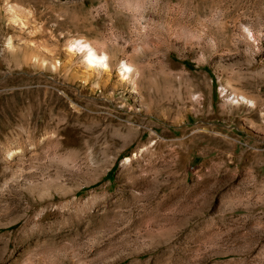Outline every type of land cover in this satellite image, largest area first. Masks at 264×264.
<instances>
[{"label":"rangeland","instance_id":"374dc122","mask_svg":"<svg viewBox=\"0 0 264 264\" xmlns=\"http://www.w3.org/2000/svg\"><path fill=\"white\" fill-rule=\"evenodd\" d=\"M0 264H264V0H0Z\"/></svg>","mask_w":264,"mask_h":264},{"label":"bare ground","instance_id":"6f19581e","mask_svg":"<svg viewBox=\"0 0 264 264\" xmlns=\"http://www.w3.org/2000/svg\"><path fill=\"white\" fill-rule=\"evenodd\" d=\"M11 40V39H10ZM8 46H11V42L9 41L8 43ZM82 45H87L88 48L94 52V56L93 57H90L87 61L85 60V62L87 63V65L89 67H97V68H103V69H106L107 68V65H106V62H105V56L104 55H99L98 52L90 45V44H87V43H82L81 41H77L75 42L73 45H70L69 46V49H71L72 51V46L74 47V49H76L77 51L81 52L80 51V48L82 47ZM11 48V47H10ZM84 58H85V54H84ZM123 67L124 68H127L128 66L126 64H123ZM14 155V154H11V156ZM12 223V222H11ZM5 224V223H4ZM3 225V224H2ZM7 226V224H5ZM10 225V224H9Z\"/></svg>","mask_w":264,"mask_h":264},{"label":"clouds","instance_id":"9594fccd","mask_svg":"<svg viewBox=\"0 0 264 264\" xmlns=\"http://www.w3.org/2000/svg\"><path fill=\"white\" fill-rule=\"evenodd\" d=\"M80 51L85 54V60L87 61L90 57L94 56V52L91 51L87 45H82Z\"/></svg>","mask_w":264,"mask_h":264}]
</instances>
